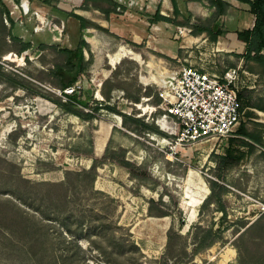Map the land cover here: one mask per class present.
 I'll use <instances>...</instances> for the list:
<instances>
[{
    "label": "rangeland",
    "instance_id": "rangeland-1",
    "mask_svg": "<svg viewBox=\"0 0 264 264\" xmlns=\"http://www.w3.org/2000/svg\"><path fill=\"white\" fill-rule=\"evenodd\" d=\"M44 1L0 0V264H264V66L238 57L230 33L253 27L250 4L216 17L208 0ZM73 13L88 45L70 95L90 119L53 101L67 100L53 69L79 43ZM190 23L229 34L213 41ZM121 47L144 63H112ZM183 65L250 73L240 125L255 140L240 125L180 140L161 93ZM190 172L209 189L196 215L182 206Z\"/></svg>",
    "mask_w": 264,
    "mask_h": 264
},
{
    "label": "built area",
    "instance_id": "built-area-1",
    "mask_svg": "<svg viewBox=\"0 0 264 264\" xmlns=\"http://www.w3.org/2000/svg\"><path fill=\"white\" fill-rule=\"evenodd\" d=\"M250 73L231 67L222 75L205 67L183 65L161 93L165 116L173 117L180 140H223L241 123V88ZM77 85L67 86L66 94Z\"/></svg>",
    "mask_w": 264,
    "mask_h": 264
},
{
    "label": "trees",
    "instance_id": "trees-1",
    "mask_svg": "<svg viewBox=\"0 0 264 264\" xmlns=\"http://www.w3.org/2000/svg\"><path fill=\"white\" fill-rule=\"evenodd\" d=\"M86 1H96V0H86ZM110 1L111 0H105ZM212 6L215 7V11L213 13L214 16L220 17L227 13L228 9L231 7V3L227 0H208ZM244 2H247L251 6L252 12L255 14V22L253 24V27L251 29H245L241 31H237L238 39L241 41H244L246 43V51L243 54L237 53L236 55L238 57H241L243 59H247L250 61H253L255 63L262 64L264 66V0H242ZM44 2H50V0H45ZM4 11L7 13V9L4 8ZM73 16L77 18L80 21V27L79 31L81 33V37L79 39V43L75 48H69V47H63L62 51L66 52V63L65 65H57L53 69L54 75H56L59 78V84L63 90V95L67 97L66 101H62L60 99H53V101L58 104L60 107H62L66 112L75 114L81 118L84 119H90L93 117V111L92 112H85L84 110L80 109L76 105L75 97L69 94H66L64 92V89L67 86L72 85L76 79L80 76V74L84 71H86V60L84 55V47L88 45L86 39L83 37L82 33L87 27V19L81 15H78L76 13H73ZM157 19H163V20H170L168 17H165L163 15H158L154 20ZM189 24V22H187ZM193 27H197V33H207L213 41H216L219 36L225 35L228 33V30L224 28H217L214 30L211 26L207 25H195L193 23H190ZM29 48L28 44H24L23 47L20 49V51H24ZM0 75H4V72L0 69ZM241 98V93H240ZM78 104L85 105L84 102L78 101ZM98 109L97 107H94L93 110ZM133 119L136 122H140V119L129 117ZM149 129H151L154 132L160 133L159 129L155 126L147 125ZM238 134L249 137L251 140H253V136L250 135L247 130L245 129L244 125H240L238 128ZM255 140V138H254ZM233 155L232 150H228L227 156L230 157ZM241 156L236 157L237 160H239ZM72 174V172L68 171L66 172V176L69 180V176ZM86 175L90 174L88 170H84L82 173H77L76 175ZM150 213L152 214V211L150 210ZM156 214H162V213H156ZM260 223L259 220H256L252 225H250L243 233L240 235L242 237H248L251 238L252 230L258 226ZM260 236H254L253 240L260 241Z\"/></svg>",
    "mask_w": 264,
    "mask_h": 264
},
{
    "label": "bare ground",
    "instance_id": "bare-ground-1",
    "mask_svg": "<svg viewBox=\"0 0 264 264\" xmlns=\"http://www.w3.org/2000/svg\"><path fill=\"white\" fill-rule=\"evenodd\" d=\"M124 57H130L132 59H135L140 64L144 63V60H143L142 56L139 53H136L133 50L128 49L126 47H121L119 49V51L115 54V57L112 60V63L117 64ZM151 64L149 63V65H151ZM165 73L166 72H162V74H163V75H161L162 78L159 76V82H161L160 84H162L164 86H165V83H166L165 81H163V79H165V78H163ZM142 80L146 84L149 83V79L144 77V76H142ZM199 180H200V182L198 183L199 185H197L196 188H195L194 187V183H193L194 181L192 179V173L190 172L189 182H188V186H187V192H188V188L191 187V186H192V189L194 187V189H196V190L194 192H191L190 194H188L187 199H189V200L184 202L183 205H182L183 208H186V209L187 208H191L192 211H193V214H195V215L197 214L198 207L201 205L202 201L205 199V197L209 193V189H208L207 185L203 182L202 179L199 178Z\"/></svg>",
    "mask_w": 264,
    "mask_h": 264
},
{
    "label": "crops",
    "instance_id": "crops-1",
    "mask_svg": "<svg viewBox=\"0 0 264 264\" xmlns=\"http://www.w3.org/2000/svg\"><path fill=\"white\" fill-rule=\"evenodd\" d=\"M228 2H230L231 3V7H230V9H229V12H231V10H233L234 8V3L232 2V1H230V0H227ZM243 18V17H242ZM230 33H235L236 34V38L238 39V36H237V31L236 32H230ZM229 34V33H228ZM228 36V35H227ZM229 38V40H230V43H232V39L230 38V37H228ZM238 41V43H240V44H238L239 45V47L241 48L240 50H239V52L241 53V54H243L244 52H245V42L244 41H241V40H237ZM202 203H203V201H202ZM201 203V204H202Z\"/></svg>",
    "mask_w": 264,
    "mask_h": 264
},
{
    "label": "water",
    "instance_id": "water-1",
    "mask_svg": "<svg viewBox=\"0 0 264 264\" xmlns=\"http://www.w3.org/2000/svg\"><path fill=\"white\" fill-rule=\"evenodd\" d=\"M183 221L185 222V225H186V220L184 219ZM252 223H253V222H252ZM252 223H251V224H252ZM249 226H250V225H249ZM247 227H248V226H247ZM245 229H246V228H245ZM245 229H244V230H245Z\"/></svg>",
    "mask_w": 264,
    "mask_h": 264
}]
</instances>
